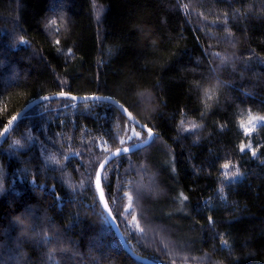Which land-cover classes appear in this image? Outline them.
Wrapping results in <instances>:
<instances>
[{
    "label": "trees",
    "instance_id": "16d2710c",
    "mask_svg": "<svg viewBox=\"0 0 264 264\" xmlns=\"http://www.w3.org/2000/svg\"><path fill=\"white\" fill-rule=\"evenodd\" d=\"M60 91L110 97L154 134L101 179L133 253L264 264V123L247 138L239 127L264 115V0H0V133ZM146 138L108 103L60 98L26 112L0 146V264H141L107 223L94 169ZM130 212L167 242L139 244Z\"/></svg>",
    "mask_w": 264,
    "mask_h": 264
},
{
    "label": "water",
    "instance_id": "95a60500",
    "mask_svg": "<svg viewBox=\"0 0 264 264\" xmlns=\"http://www.w3.org/2000/svg\"><path fill=\"white\" fill-rule=\"evenodd\" d=\"M72 97H76V99H72ZM67 99L70 101H73L76 104H80V103H90V102H103V103H108L112 106H114L115 108H117L120 113L128 120L129 123H131L134 127L138 128L139 130H141L142 132L147 134V138L140 142L139 144L132 146V147H127L130 148V151L127 153L123 152L124 148L120 149L121 155H113L114 153H116L117 150L109 153L102 161L101 163H105V165L107 166L110 162H112L114 159L124 156V155H128L131 153H134L140 149H143L145 147H147L151 141L153 139L149 138L148 136V128L141 124L140 122H138L128 111H125V108L122 107V105H120L117 101H115L114 99L110 98V97H106V96H99V95H88V96H74V95H65V97H60L59 95H54V96H48V99L45 100L44 97L38 98V99H34L32 101H30L28 104H26L15 116L17 117V119L11 124L6 126V128L8 129V131L6 133H4V135L0 136V146L3 144L4 140L6 139V137L8 136V134L11 132V130L14 128V126L20 121V119L26 114V112H28L30 109H32L33 107L42 104L44 102L47 101H51V100H56V99ZM87 98V99H86ZM94 98V99H93ZM5 128V129H6ZM4 129V130H5ZM148 141L147 144H145L144 142ZM104 171V170H103ZM103 171L101 172V179H102V174ZM94 186H95V190H96V194L100 203V206L102 208V211L105 215V218L107 220L108 225L110 226V228L112 229V231L114 232L119 244L121 245L122 249L136 262H139L141 264H155L153 262H151L150 260H147L145 258H142L138 255H136L135 253H133L128 246L126 245L123 236L114 220L113 215H109L110 209L109 207L107 208V210L104 207V204H107L106 199L104 200V202L102 203L100 200V192L97 191L96 185H95V181H94ZM101 191L103 192L102 186H101ZM108 205V204H107Z\"/></svg>",
    "mask_w": 264,
    "mask_h": 264
},
{
    "label": "snow or ice",
    "instance_id": "6c2138e0",
    "mask_svg": "<svg viewBox=\"0 0 264 264\" xmlns=\"http://www.w3.org/2000/svg\"><path fill=\"white\" fill-rule=\"evenodd\" d=\"M53 23H55V21H53ZM57 43H59V41H57ZM65 95H66V93L64 91H60L59 92V96L60 97H65ZM206 95H207V93H206ZM212 98H213L212 95H209L208 96V99L209 100H211ZM44 99L47 100L48 97H44ZM72 99H76V97H72ZM125 111H127V110L125 109ZM16 119H17V117L16 116H13L12 119L8 121L9 125H11ZM257 122L264 123V115H252V114H248L245 119H242L239 122V127L242 130V133H243L244 137H246V138L247 137H250L252 135V133H254L256 131V124H257ZM199 126L200 125H197V124H193L192 125L193 128H196V127H199ZM7 131H8V129L6 128L4 130V133H6ZM147 131H148L149 138L155 139L152 130L151 129H148ZM4 133H0V135H4ZM133 135L136 138H139L140 135H141V133L139 131L133 130ZM17 143H19V142H17ZM144 143L147 144L148 141H145ZM129 151H130V148H127L126 147V148L123 149V152L124 153H127ZM239 151L241 153H245L246 151H250L251 152V155L253 157H256L257 156V153L259 151V148L253 147L252 143H250V142L249 143H246V142L242 141L239 144ZM113 155H121L120 149H117L116 153H114ZM105 167H106L105 163H100L99 166L94 169V171H95V185H96L97 191L100 192V200H101L102 203L105 200V196H104V193L101 191V186H102L101 172L103 170H105ZM230 167H235V166L232 165V164H230L229 162H225V163H223L221 165V168L224 169V170H227ZM239 175H240L239 171H235V172H231V173H226L224 175L223 179L224 180H228L229 177H237ZM221 191H222V189H221ZM124 196L128 197L129 201L132 200V196H130L128 192H124ZM181 199L182 200H186L187 197L181 196ZM104 207L107 210L108 205L107 204H104ZM130 207H131V205H129V208ZM125 211L127 212L128 209H125ZM109 215H112V213L109 212ZM130 215H131L132 221L135 222L137 220L136 214L135 213H130ZM18 219H19V221H23L22 218H18Z\"/></svg>",
    "mask_w": 264,
    "mask_h": 264
},
{
    "label": "rangeland",
    "instance_id": "374dc122",
    "mask_svg": "<svg viewBox=\"0 0 264 264\" xmlns=\"http://www.w3.org/2000/svg\"><path fill=\"white\" fill-rule=\"evenodd\" d=\"M261 123V122H257ZM132 129L130 130L128 139L130 140L131 143H135V142H139L143 139V137H139L136 138L133 135V130L137 131L135 128L131 127ZM129 131V130H128ZM152 142V141H151ZM151 144V143H150ZM149 144V145H150ZM148 145V146H149ZM50 164L52 165L53 163L50 162ZM145 179V177H144ZM150 179V178H148ZM150 181H152L150 179ZM155 186V185H154ZM144 188V187H143ZM151 188V187H150ZM146 189L145 188V193H147L148 195H154L155 192H158V190H155L154 187L152 189ZM154 192V193H153ZM158 194L155 193L154 197L157 196ZM131 213V212H130ZM140 217H137V220L134 222L132 221L131 217H128V222L133 225L134 227V232H136L138 235H140L141 237L138 239L139 241H137L139 244H142L144 241H147L150 243L151 246H156V244L158 243H163V242H167L166 240H164L163 238H161L160 234L162 232L161 228H157V226L155 225H151V224H147L145 219H143L142 215H139ZM58 239V238H57ZM60 240H58L57 242H59ZM163 241V242H162ZM163 245V244H162ZM161 245V248H164V246ZM167 247V245H166Z\"/></svg>",
    "mask_w": 264,
    "mask_h": 264
}]
</instances>
